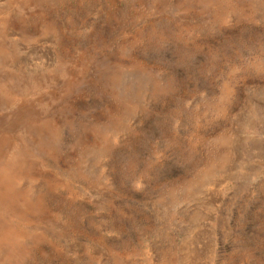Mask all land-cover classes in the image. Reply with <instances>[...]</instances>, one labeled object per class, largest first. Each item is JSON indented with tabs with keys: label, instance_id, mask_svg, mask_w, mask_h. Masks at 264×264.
<instances>
[{
	"label": "rangeland",
	"instance_id": "obj_1",
	"mask_svg": "<svg viewBox=\"0 0 264 264\" xmlns=\"http://www.w3.org/2000/svg\"><path fill=\"white\" fill-rule=\"evenodd\" d=\"M0 264H264V0H0Z\"/></svg>",
	"mask_w": 264,
	"mask_h": 264
}]
</instances>
